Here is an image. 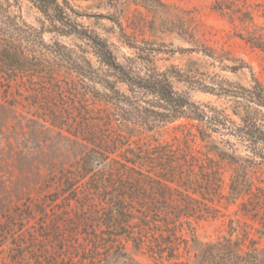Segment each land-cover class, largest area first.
I'll return each mask as SVG.
<instances>
[{"label":"rangeland","instance_id":"374dc122","mask_svg":"<svg viewBox=\"0 0 264 264\" xmlns=\"http://www.w3.org/2000/svg\"><path fill=\"white\" fill-rule=\"evenodd\" d=\"M10 2L13 14L20 15L31 26H38L40 13L29 2ZM70 3L77 11L93 14L77 20L105 38L118 61L124 63L127 57L142 56L144 61L137 58L136 62L145 70L168 71L173 75L170 81L175 91L185 94L209 115L215 108L234 123L229 122V128H224L180 118L153 128L154 124L146 122L143 126L149 130L135 126L125 139L129 147L143 151L157 145L170 146L179 172L190 178L186 187L178 181L171 183V189L177 192L166 200L156 196L161 205L173 208L168 214L176 228L173 253L168 256L164 249L151 254L146 247L136 250L123 236H116L109 238L110 248L93 255L85 250L90 247L85 224L97 227L95 215L90 217L81 210L79 199L77 203H65L66 206L60 201L66 193L58 201H50L59 191L57 177L87 151L88 144L65 128L45 121L43 110L53 107L57 98L50 89H40L34 94L27 82H17L5 93L0 74V264H116L122 258L120 243L126 258L135 264H198L204 246L223 238L237 240L241 245L253 240L264 264V173L247 171L248 187L240 189L237 196L232 195L229 189L232 167L213 151L217 147L237 157L250 155L246 140L233 130L242 125L234 110L264 123V109L233 95L243 93V87H250L252 78L264 87V0H70ZM5 18L3 14L1 20ZM43 40L50 44L57 41L75 57L91 58L80 52L81 41L74 37L46 33ZM127 42L142 48V55ZM34 43L33 50L38 49ZM91 61L93 69H98L97 74L104 75L105 68L99 67L94 58ZM232 66L241 67L233 71ZM61 74L59 77L65 80L66 73ZM118 87L125 92L124 85ZM95 89L106 92L99 85ZM66 96L68 99L59 100L60 104L70 100L68 93ZM92 121L95 130L101 127L100 122ZM134 122L144 124L145 120L135 114ZM201 135L206 137L201 139ZM154 163V155L136 164L125 163L123 206L129 214H135L136 208L147 201L135 199L133 188L137 178L145 181L152 175V169H157ZM210 168L213 171L208 173ZM209 174L215 176L213 181L217 184L211 190L204 183ZM139 188L145 194L152 192L149 181L142 182ZM81 192L82 188L78 197ZM134 222L131 220L130 224Z\"/></svg>","mask_w":264,"mask_h":264},{"label":"trees","instance_id":"16d2710c","mask_svg":"<svg viewBox=\"0 0 264 264\" xmlns=\"http://www.w3.org/2000/svg\"><path fill=\"white\" fill-rule=\"evenodd\" d=\"M13 1L19 4V0ZM26 1L40 13L38 26H31L20 15L13 14V3L10 0H0V74L3 75L6 86L4 92H7L12 83L17 82H27L34 94L40 89H50L57 98L52 103L53 107L43 110L46 112L45 121L65 128L88 144L87 151L57 177L59 191L52 195L50 201H58L66 193L61 202L77 203L79 199L81 210L87 211L90 217L95 215L98 219L97 227L85 224V232L91 239L88 240L90 247L85 250L93 255L110 248V237L123 236L136 250L146 247L153 254L166 249L167 255L171 256L176 228L170 222L168 214L173 208L161 205L157 197L162 201L166 200L173 192H177L176 189H171V183L178 181L186 187L190 180L179 172V165H175L174 161L176 156L172 155L174 152L170 146L157 145L152 149L155 150L152 154L151 148L141 151L136 147H129L126 142L128 140L125 139L132 134L135 126L149 130L143 126L149 121L154 124L152 128L159 123H172L180 118L229 128L228 123H234L233 120L215 108L209 115L185 94L175 91L170 81L172 74L168 71L158 72L149 68L145 70L136 62L137 58L144 61L142 56L127 57L124 63L118 61L108 41L77 20L80 17L89 18L93 14L77 11L70 0ZM3 14L6 18L2 21ZM46 33L80 40V52L91 55V58L75 57L72 51L65 52V46L57 41L51 44L44 42ZM33 42L39 46L38 49L33 50ZM127 45L142 55V48L129 42ZM92 58L99 67L105 68L104 75L97 74L98 69H93ZM79 59L84 65L79 63ZM145 59L148 61V58ZM240 67L232 66L231 69L234 71ZM61 72L66 73L65 80L59 77ZM89 82L92 84L89 85ZM120 84L125 86V92L119 89ZM95 85L101 86L106 92L95 89ZM67 89H70L69 92ZM242 90L243 93L233 95L264 109V87L256 78H252L250 87H243ZM67 93L71 96L70 100L60 104V101L68 99ZM145 97L150 99L144 100ZM99 103L104 108L94 107ZM235 111L242 125L233 130L246 140L250 155L247 158L237 157L218 150L217 147L213 151L220 160H227L232 167L229 189L232 195L237 196L240 189L249 185L247 171L264 173V123L246 117V112ZM135 114L145 120L144 124L134 122ZM91 120L100 122L101 127L95 130ZM204 137L206 136L201 135V139ZM231 149L235 152L234 148ZM148 155H154V166L157 167L152 169L151 176L145 178L146 182L149 181L153 194L149 191L145 194V190L139 188L145 181L137 178V185L133 188L135 199L146 198L147 201L136 208L135 214H129L123 206L125 203L122 191L126 186L122 184V176L125 163L136 164ZM184 160L185 158L183 162ZM203 171L206 173L204 167ZM174 177L176 178L173 181ZM212 177L209 174L204 182L209 190L217 186L213 181L216 180L215 176ZM81 188L82 195L78 197ZM131 220L135 222L130 224ZM122 251L123 245L120 243L119 253L122 258L116 264H135ZM92 259H95L94 256ZM198 264H261V258L253 240L249 239L247 245H241L237 240L223 238L204 246Z\"/></svg>","mask_w":264,"mask_h":264}]
</instances>
